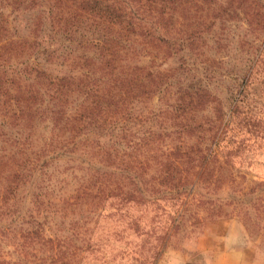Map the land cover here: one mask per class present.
Segmentation results:
<instances>
[{
  "label": "trees",
  "instance_id": "trees-1",
  "mask_svg": "<svg viewBox=\"0 0 264 264\" xmlns=\"http://www.w3.org/2000/svg\"><path fill=\"white\" fill-rule=\"evenodd\" d=\"M243 23L264 35V0H0L5 232L52 243L41 235V189L47 167L69 153L84 173L70 199L97 214L96 226L110 219L127 249H165L201 194L202 175L238 131L240 103L263 83L264 36L233 79L231 102L217 96L235 72L230 65L243 64L233 53ZM148 46L173 66L148 65ZM157 95L160 107L138 111ZM93 242L74 249H104ZM149 255L140 264L160 254Z\"/></svg>",
  "mask_w": 264,
  "mask_h": 264
},
{
  "label": "rangeland",
  "instance_id": "rangeland-1",
  "mask_svg": "<svg viewBox=\"0 0 264 264\" xmlns=\"http://www.w3.org/2000/svg\"><path fill=\"white\" fill-rule=\"evenodd\" d=\"M241 25L243 29L233 30L242 36L240 45L234 44L233 53L244 61L242 65H230L235 72L228 74L225 90L217 94L223 102L234 87L233 79L242 76L243 65L252 60L264 36L247 23ZM147 50L148 65L157 64L163 70L173 66V59L156 54L151 46ZM149 59L155 62L150 63ZM261 81L256 94L240 103L238 131L229 132L222 143V146L229 144L221 148L228 156L215 159L209 175L207 172L202 175L201 194H196V201L188 204L191 215H187L184 226L173 234L165 249H127L122 240L113 237L110 219H101L96 226L97 214L86 203L70 199L84 173L76 169L77 161L65 159L76 160L66 153L52 162L50 170L47 167L45 188L41 189H45L48 206L40 208L44 221L41 235L52 243L34 242L41 239L31 234L25 238L17 232H5L4 225H0V264H140L141 255H149L153 250L160 254L155 264H264V73ZM161 100L157 95L136 108L147 113L160 107ZM230 102L231 99L224 103ZM207 109L212 118L214 112ZM204 143L209 145L208 141ZM54 155L51 153L50 157ZM111 211L108 208L104 216ZM90 237L104 249H74L85 246L83 243ZM125 253L137 259H121L120 255Z\"/></svg>",
  "mask_w": 264,
  "mask_h": 264
}]
</instances>
